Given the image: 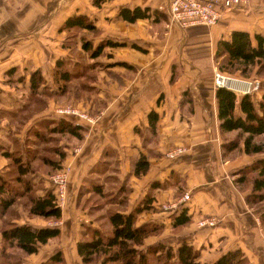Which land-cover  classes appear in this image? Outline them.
I'll list each match as a JSON object with an SVG mask.
<instances>
[{
	"label": "crops",
	"instance_id": "0c3cea01",
	"mask_svg": "<svg viewBox=\"0 0 264 264\" xmlns=\"http://www.w3.org/2000/svg\"><path fill=\"white\" fill-rule=\"evenodd\" d=\"M165 1L105 0L97 5L93 0H0V177L21 191L27 180L32 193L44 195L53 190L47 172L56 164L69 166V195L59 219L31 213L23 193L0 214V261L3 227L53 226L50 222L59 220L55 226L60 235L38 251L25 253L16 247L13 252L22 264H39L61 249L66 264H84L78 242L90 236V228L112 232L111 210L103 217L96 212L112 205L129 212L142 205L137 224L160 225L143 247L163 241L176 248L187 242L199 250L203 263L238 249L243 255L237 264H264V200L250 202L252 180H239L240 170L264 157V150L247 153L243 141L235 148L227 146L234 138L230 133L237 130L220 128L213 78L221 39H229L235 29L264 35V0L227 10L211 26L187 28L158 21ZM136 6L150 8V15L133 21L121 15L123 7ZM77 14L96 25L79 27L93 47L108 38L119 44L106 45L94 57L80 41V56L74 54L70 35L76 26H67V19ZM88 54L90 62L82 59ZM58 61L60 69L73 74L69 79L57 73ZM34 70H40L43 81L31 95ZM258 78L261 89L252 95L255 102L264 99V74ZM74 79L79 98L68 87ZM64 93L97 120L58 114L56 98ZM151 110L159 113L154 128ZM236 113L241 114L239 104ZM61 118L84 125L83 137L56 130ZM175 147L184 150L169 156ZM141 155L147 156L149 166L137 175L135 163ZM40 159L49 168L36 166ZM22 165L28 171L21 174L17 167ZM186 191L191 198L180 201ZM10 192L4 186L0 196ZM99 196L103 202H93ZM166 201H177L178 207L165 210L161 204ZM182 212L189 220L176 226ZM208 215L217 217L216 225L199 226L198 220Z\"/></svg>",
	"mask_w": 264,
	"mask_h": 264
},
{
	"label": "trees",
	"instance_id": "16d2710c",
	"mask_svg": "<svg viewBox=\"0 0 264 264\" xmlns=\"http://www.w3.org/2000/svg\"><path fill=\"white\" fill-rule=\"evenodd\" d=\"M102 1L105 0H93L97 5ZM148 10L150 8L142 9L141 6H136L135 8L123 7L120 13L124 18L133 21L138 17L149 16ZM67 26L96 28L94 22L85 14L70 16L67 19ZM117 44H119L117 41L108 38L101 40L96 47H93V43L90 40H86L83 43V47L89 49L91 55L95 57L102 53L106 45ZM220 57L224 61L220 64V68L223 70L237 71L243 75H249V71H253L257 67L256 72L260 73L264 71V35L256 33L253 36L247 30L235 29L229 39H221L219 41L216 50L217 60ZM60 62L58 61L57 63V73H60V77L69 79L73 74L71 73V75L67 69H60ZM31 81V95H36L38 87L43 81L40 70L32 72ZM252 95L243 94L238 96L233 90L226 87H218L216 91L221 130L223 132L237 130L239 137L243 136V139L234 137L228 142L227 146L235 148L240 144V141H243L244 150L247 153L264 150V144L256 138L264 135V99L255 102ZM237 104H239L241 114L236 113ZM58 114L61 116H78L76 114ZM78 117L81 118L80 116ZM158 118L159 113L156 110H151L149 119L153 128L156 126ZM58 126L55 127L58 131L68 130L77 137H83L85 126L80 123L61 118ZM60 165L56 164L54 169ZM148 166L149 160L147 156L141 155L135 163V173L138 175L145 172ZM17 168L21 174L28 171L27 167L23 165ZM18 177L20 179L23 176ZM250 179L253 186L247 199L250 202L263 201L264 157L256 159L253 163L240 170V181ZM4 186L11 192L0 196V214L5 213L14 203L17 195L23 193L28 197L31 213L55 219H59L62 216V208L56 203L54 187L53 190L47 191L44 195H38L31 192V187H29L27 180L24 182V190L21 191L0 177L1 191L4 190ZM97 190L101 191L99 188ZM143 209L144 206L138 205L129 212L111 211L109 213V221L112 225V232L110 233H106L100 228H90V236L78 242V251L84 264H96L99 262L101 264H237L242 259L243 253L237 249L222 254L213 263H203L199 259V250L187 242L181 243L176 248L163 241H157L143 247L145 238L158 233L160 230V225L154 222L137 224L138 214ZM188 220V216L182 212L176 217L175 225L178 226ZM60 232V227L55 225L34 226L28 223H10L2 229L4 244L0 264H22L20 256L12 252V249L19 247L25 253L36 252L42 243L59 236ZM39 264H66V260L63 251L58 249Z\"/></svg>",
	"mask_w": 264,
	"mask_h": 264
},
{
	"label": "built area",
	"instance_id": "2783aa9c",
	"mask_svg": "<svg viewBox=\"0 0 264 264\" xmlns=\"http://www.w3.org/2000/svg\"><path fill=\"white\" fill-rule=\"evenodd\" d=\"M254 0H167L166 4H161L160 8L168 7L172 22L179 24L183 28L195 25L211 26L222 18L225 11L239 7L248 8ZM214 87H226L233 90L237 95L254 94L261 88L259 78L245 77L241 75L229 74L220 68L214 70ZM61 114H76L82 118L95 122L97 116L87 114L78 108L60 107L56 109ZM184 149L176 147L168 152L169 156H176ZM69 166L60 165L50 174L53 183L56 203L63 206L69 195L68 180ZM191 198V193L186 191L180 201H187ZM177 201H166L161 205L165 210H172L178 207ZM218 219L216 216H203L198 220L199 226H214ZM51 224H58L59 220L51 221Z\"/></svg>",
	"mask_w": 264,
	"mask_h": 264
},
{
	"label": "rangeland",
	"instance_id": "374dc122",
	"mask_svg": "<svg viewBox=\"0 0 264 264\" xmlns=\"http://www.w3.org/2000/svg\"><path fill=\"white\" fill-rule=\"evenodd\" d=\"M165 4L167 3L166 1L164 2ZM163 3V4H164ZM157 15V18H160L158 21L159 22H165V20H168V22H172V20H171V18H170V14H169V11H168V7H164V8H159L158 9V13L156 14ZM162 19H165V20H162ZM80 28L78 27V26H76L73 30H71V34L72 35H70V38H71V47H72V51H73V53L74 54H76V55H78V56H80V54H77L79 51L78 50H80V41H81V43L83 44L84 42H85V36L84 37H82L81 35H80ZM80 35V36H79ZM77 36H79V37H77ZM82 46V45H81ZM83 48V47H82ZM85 51H87V50H85ZM88 53H89V51H88ZM90 54V53H89ZM83 55L82 56V59L83 60H89L88 62H90V55ZM224 61H223V58L222 57H220V58H218V60H217V66H216V68H220V64H222ZM221 69V68H220ZM221 70H223V69H221ZM223 71H226L227 73H229V74H233V75H241V76H245V77H252V78H258V75H260L261 73L262 74H264V71H262V72H260L259 74H258V72L257 73H255V72H253V71H249L250 72V74L249 75H243V74H241L240 72H231V71H228V70H223ZM258 74V75H257ZM213 78H214V74H213ZM71 87L72 88V96H73V94H75V96L77 97V98H79V94H78V90H79V83L77 82V80H72L70 83H68V87ZM65 94L66 93H64L63 95H61L60 97H57L56 98V102L58 101V103L57 104H55L56 105V109L57 108H60V107H71V108H78V109H80L81 111H83V112H85V113H87V114H90L91 112L90 111H88V109L87 108H85L83 105H79V103H76V104H73V102H74V100L73 99H67L66 100V96H65ZM72 98V97H71ZM67 101H70V102H72V103H67ZM232 134V135H231ZM230 136H233V137H238V138H241V139H243V136H240L239 137V134H238V131H235V133H230ZM257 138V140H259V142H261V143H263L264 144V135H261V136H258V137H256ZM51 144H53V143H51ZM54 145V144H53ZM53 145H51V146H53ZM42 146H40V151H42V154H44V153H47V150H49V149H47L46 151L44 150V148L45 147H42ZM49 147V146H48ZM49 148H52V147H49ZM176 148V147H175ZM183 148V147H182ZM174 149V148H173ZM172 150V149H171ZM33 165L35 166L36 164H35V162L33 163ZM36 166H38V167H43V168H49V164H46V162H42V160L40 159L39 160V162H38V164L36 165ZM58 168V167H57ZM57 168H55V169H57ZM54 168H51V171L49 170L47 173H48V175L49 174H51L54 170H55ZM47 170V169H46ZM10 176L11 177H13L14 178V176L12 175V174H10ZM251 180V179H250ZM110 193V192H109ZM108 196H110L111 197V193L108 195ZM124 198H125V196H124ZM124 200V199H123ZM122 200V202H124ZM93 202H99V203H102L103 202V199L101 198V196H99V197H96V199H94L93 200ZM107 202V201H106ZM109 206H105V208H108ZM114 208H115V205H112V206H110L107 210H104V211H101L100 213L99 212H96L97 214H99L100 215V217H103V216H105V215H107V212H108V210H114ZM86 236V235H85ZM85 238H87V236L85 237ZM13 251H15V250H13L12 249V252ZM15 254H19L17 251H16V253ZM17 256H19V255H17Z\"/></svg>",
	"mask_w": 264,
	"mask_h": 264
}]
</instances>
